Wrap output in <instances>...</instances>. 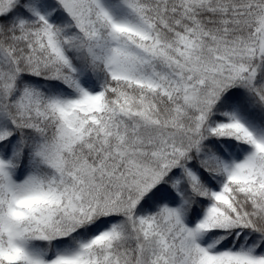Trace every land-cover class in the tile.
Returning <instances> with one entry per match:
<instances>
[{
	"label": "snow or ice",
	"instance_id": "snow-or-ice-1",
	"mask_svg": "<svg viewBox=\"0 0 264 264\" xmlns=\"http://www.w3.org/2000/svg\"><path fill=\"white\" fill-rule=\"evenodd\" d=\"M0 264H264V0H0Z\"/></svg>",
	"mask_w": 264,
	"mask_h": 264
}]
</instances>
